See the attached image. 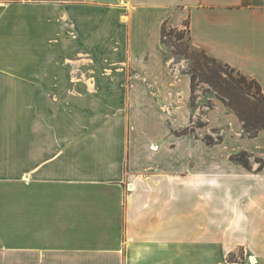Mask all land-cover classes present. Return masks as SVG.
I'll return each instance as SVG.
<instances>
[{
  "label": "crops",
  "instance_id": "0c3cea01",
  "mask_svg": "<svg viewBox=\"0 0 264 264\" xmlns=\"http://www.w3.org/2000/svg\"><path fill=\"white\" fill-rule=\"evenodd\" d=\"M187 21L264 91V0H0V264H264V167L181 165L137 121L188 123Z\"/></svg>",
  "mask_w": 264,
  "mask_h": 264
},
{
  "label": "rangeland",
  "instance_id": "374dc122",
  "mask_svg": "<svg viewBox=\"0 0 264 264\" xmlns=\"http://www.w3.org/2000/svg\"><path fill=\"white\" fill-rule=\"evenodd\" d=\"M171 27L172 26L167 24L164 36L165 44H167L171 50L190 52V54L192 50L196 51L193 55L194 60L187 58L183 53L176 55V62L183 66L184 71L193 72L196 77L194 82V98L191 99L190 97L189 101V121L186 125H183V118L187 116L189 110H182L176 119L172 120L173 134L168 136V125H165L163 121L160 122L158 120L157 122L155 119L149 120L145 119L144 116H141L142 118L139 116L137 120L138 123L146 125L145 128L142 129L144 131L143 133H145V138L152 139L164 137L166 141L175 140L173 143L175 144L174 155L180 158L181 165L185 164L192 168L199 167L203 165L202 158H209L208 156L210 155L214 162L212 165L219 164L223 168L229 169L225 159L229 154L230 159L234 163L248 169L243 164L233 160V155L234 157L236 156V158H241L249 162L251 169L248 170L255 171L259 166L258 156H255L248 150L254 149L258 141L247 137L243 126L246 124L248 130L253 131L263 124L264 99L261 98L260 101H257L252 96H249L248 99L242 98V89L236 81L237 78H239L237 72L230 71L224 67L225 70H228L229 74H223V79H220L217 78L218 76H213L208 73L206 69H202V66L199 65L195 59L203 62L205 61V56H210L201 50L191 47L186 24L181 28H174L173 30ZM177 35L182 38L177 39ZM222 80L226 82L224 86H221ZM217 82L220 83L218 84ZM245 90L250 94L256 93V87L253 84L246 83ZM237 112L241 114V117L238 116ZM243 119H245V122ZM156 123L158 124L152 126ZM185 127L192 128V132L188 133L192 137H190V139H177V136L182 135H178L175 132ZM220 138L222 139L221 142H223H220L221 144L218 143ZM205 140H209L218 145H211L214 146L211 148L206 145ZM188 155L193 157H188ZM250 155L252 156L250 157ZM215 162H217V164H215ZM212 194V214L213 217H218L219 214L215 212L214 208L221 206L223 203L216 189H212ZM238 251L241 257L242 250L239 249ZM229 259L234 260L233 255H230Z\"/></svg>",
  "mask_w": 264,
  "mask_h": 264
},
{
  "label": "trees",
  "instance_id": "16d2710c",
  "mask_svg": "<svg viewBox=\"0 0 264 264\" xmlns=\"http://www.w3.org/2000/svg\"><path fill=\"white\" fill-rule=\"evenodd\" d=\"M185 24L187 25L188 31H189V21L185 22ZM166 27H167V23L165 22L163 24V27H162V40H163L164 43H165L164 36H165V33H166ZM174 28H176V27H171L172 30ZM181 38H182L181 36L177 35V39H181ZM189 40H190V35H189ZM172 51H173V53L175 55L183 53L187 58H189L191 60H194L193 55L196 52L195 50H192L191 54H190V52H178L176 50H172ZM205 54H207V53H205ZM195 61H197V63L202 66V69H206L208 71V73H210L213 76H218L217 78H220V79L221 78L223 79V74H226V75L229 74L228 70H225L224 67H226L230 71L237 72L238 75H239V78H237L236 81H237L238 85H240V87L242 89L241 90V97L244 98V99H248L249 96H252L257 101H260L261 98L264 99V91H263L262 85L256 78L249 77L248 75L244 74L243 72H241L237 68L229 65L228 63L221 62L218 59H216L214 57H211V56L210 57L205 56V61H203V62H201L198 59H195ZM187 73L190 74V77H191V90H192L191 99H193L194 98V82L196 80V77H195L193 72H187ZM217 83L219 84L220 82H217ZM225 83L226 82L222 80L221 81V86H224ZM246 83L253 84L256 87V93L255 94H250V93L246 92V90H245V84ZM191 105H192V102H191ZM237 114H238L239 117H241V114L239 112H237ZM243 121L245 122V119H243ZM263 128H264V122H263V124L260 127H257L253 131H249L248 130V126L246 124H244V126H243V129H244L247 137H249V138L257 137L259 132ZM190 132H192V128L185 127L183 129H181L180 131H176L175 133L178 134V135H184V134H188ZM221 140L222 139L220 138L218 143H220ZM205 142H206L207 145L216 144V143L210 142L209 140H205ZM246 153H247V151H246ZM251 156L252 155H250V157ZM232 159L238 161L241 164H243L246 168L251 169V167L249 166V162L244 161L241 158H236V156L234 157V155L232 156ZM257 159L259 160V166L255 170V172L261 171L263 169V167H264L263 159L259 158V157Z\"/></svg>",
  "mask_w": 264,
  "mask_h": 264
},
{
  "label": "bare ground",
  "instance_id": "6f19581e",
  "mask_svg": "<svg viewBox=\"0 0 264 264\" xmlns=\"http://www.w3.org/2000/svg\"><path fill=\"white\" fill-rule=\"evenodd\" d=\"M254 260V259H253ZM255 262V261H254Z\"/></svg>",
  "mask_w": 264,
  "mask_h": 264
}]
</instances>
